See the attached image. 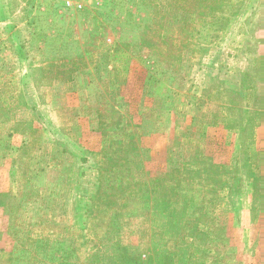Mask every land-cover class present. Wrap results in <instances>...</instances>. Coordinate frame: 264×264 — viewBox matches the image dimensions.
I'll use <instances>...</instances> for the list:
<instances>
[{
	"label": "rangeland",
	"instance_id": "374dc122",
	"mask_svg": "<svg viewBox=\"0 0 264 264\" xmlns=\"http://www.w3.org/2000/svg\"><path fill=\"white\" fill-rule=\"evenodd\" d=\"M83 1L0 0V264H264V0Z\"/></svg>",
	"mask_w": 264,
	"mask_h": 264
},
{
	"label": "built area",
	"instance_id": "2783aa9c",
	"mask_svg": "<svg viewBox=\"0 0 264 264\" xmlns=\"http://www.w3.org/2000/svg\"><path fill=\"white\" fill-rule=\"evenodd\" d=\"M64 4L68 8H72L74 10H81L84 7L83 0H64Z\"/></svg>",
	"mask_w": 264,
	"mask_h": 264
},
{
	"label": "trees",
	"instance_id": "16d2710c",
	"mask_svg": "<svg viewBox=\"0 0 264 264\" xmlns=\"http://www.w3.org/2000/svg\"><path fill=\"white\" fill-rule=\"evenodd\" d=\"M174 188H176V187L174 186Z\"/></svg>",
	"mask_w": 264,
	"mask_h": 264
}]
</instances>
